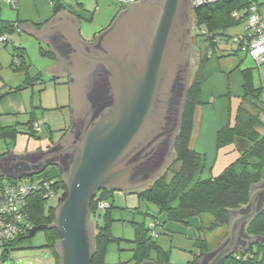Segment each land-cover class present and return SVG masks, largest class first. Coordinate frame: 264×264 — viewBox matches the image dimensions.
I'll return each mask as SVG.
<instances>
[{
    "label": "water",
    "instance_id": "95a60500",
    "mask_svg": "<svg viewBox=\"0 0 264 264\" xmlns=\"http://www.w3.org/2000/svg\"><path fill=\"white\" fill-rule=\"evenodd\" d=\"M191 0H136L90 42L61 11L41 29L17 24L46 44L69 78L72 125L45 151L0 158V175L33 177L57 167L67 197L55 211L58 264H92L96 251L90 204L100 190L133 192L171 164L190 89ZM264 209V180L246 207L230 212L228 237L197 264H223L263 239L246 230ZM225 235H223V238ZM141 264H156L152 260Z\"/></svg>",
    "mask_w": 264,
    "mask_h": 264
},
{
    "label": "trees",
    "instance_id": "16d2710c",
    "mask_svg": "<svg viewBox=\"0 0 264 264\" xmlns=\"http://www.w3.org/2000/svg\"><path fill=\"white\" fill-rule=\"evenodd\" d=\"M249 3L250 1L248 0H219L215 4L203 6L193 12L194 46L198 42L197 38H199L207 43L208 50L202 55L201 51L195 47V57L198 61L199 71L190 84L180 131L174 147V160L152 184L131 192L138 195L140 200L159 207L161 213H165L167 220L170 222L186 224L191 218L208 215L213 219L208 227L209 231L227 228L230 222V212L246 207L250 202L252 186L263 179L264 133H261L260 129L264 128L262 121L264 110L260 104H264V81L260 87H255L251 70L243 71L244 94L234 124H227L217 136L218 149L233 145L237 141H241L242 144L245 143L246 145L240 149L239 158L217 177L198 178L203 169L204 160L200 154L190 148L195 110L202 104V89L206 80L203 70L221 45L229 46L236 53H241L240 49L233 45L232 39L243 34L246 21L243 20L244 18H233V12L244 9ZM58 11L60 10L55 5L54 14L56 15ZM242 22L244 23L243 32L240 35L227 38V31L230 28L241 25ZM15 30H19L16 24L0 19V36ZM199 31L200 33H198ZM202 31L205 34H202ZM15 50L14 57L21 59L19 68L25 70L28 65L25 49L20 47L15 48ZM41 55L55 58L49 49L41 48ZM27 85L28 82H26L25 86ZM20 88L22 87L17 88L15 91ZM8 94L0 95V100L6 98ZM29 123L33 130L36 122L31 119ZM67 131L62 133L57 141H54L51 137V145L48 149L56 145ZM35 133L37 132L35 131ZM17 136L18 133L13 127L0 128L1 138L16 141ZM33 177L12 178L0 175V184L20 185L23 178ZM38 177L42 178L39 184L53 181L54 191L60 193L58 205L65 201L67 192L57 167H48ZM113 193V191L100 190L90 204L96 242V251L92 264H107L104 260L106 250L110 244L117 242L110 232V226L113 222L111 217ZM49 201L43 198L42 192H37L30 197L27 220L32 227L50 226L53 224L56 208L48 206ZM100 202H108L110 207L99 209ZM156 226L153 227L156 228ZM134 229L136 243L134 258L136 264L151 260L150 257L153 250L157 252V259L154 261L156 264H169V254L164 253L155 246L153 238L149 235L152 230L144 224H134ZM30 230L25 235L19 236L7 244L4 247L2 258L9 253L11 248L19 246L24 240L29 239ZM44 232L47 241L46 247L52 249L58 264L54 247L59 240V233L54 228ZM246 232L249 236L258 237L264 241V209L257 218L250 222ZM199 244L203 252L208 251L206 240L200 239ZM238 256H240V259L237 258ZM196 262L197 260H194L191 264ZM223 264H264V242L254 244L246 251L237 250Z\"/></svg>",
    "mask_w": 264,
    "mask_h": 264
},
{
    "label": "crops",
    "instance_id": "0c3cea01",
    "mask_svg": "<svg viewBox=\"0 0 264 264\" xmlns=\"http://www.w3.org/2000/svg\"><path fill=\"white\" fill-rule=\"evenodd\" d=\"M40 1L42 3L41 9L40 11H38V16L41 19H39V21H33L32 19L29 20L26 17H22L21 13H19V21L21 22L18 24L24 25L27 23L31 26H35L37 29H41L47 22L57 16L61 11L66 12L64 5L59 0ZM96 2L98 3L99 0H96ZM27 3L28 0H19V6L17 10H21L22 7H24ZM55 5L60 10L56 15L54 14ZM78 5L84 11L86 10V8H88L86 7V4L83 2V0H80ZM66 13L71 15L78 21L81 34L82 24H80L79 18L76 15H72L68 12ZM118 14L119 12L116 15H113L115 17H113V19L111 17V19L107 21L108 23H105L104 26L100 27L101 31H95L92 37L88 39H83L82 37L81 38L86 42L92 41L96 35L106 30L112 24ZM17 28L19 29V31L23 32L22 29L18 26ZM26 35L31 37V35L29 34ZM38 42L40 48V55L41 48L50 50V48L46 44L40 41ZM221 56L224 58L235 56L238 58L239 63H232L231 66L226 65V67L215 69L211 73L206 75V80L203 84L201 96L202 104L198 106L195 110V115L193 119V129L190 140V148L196 153L200 154L204 160L203 169L198 178L207 179L219 176L228 166L233 164L240 156V150L236 149L234 145L225 146L218 149L217 136L218 133L227 126V124L232 125L235 122L236 114L240 107L241 99L244 94L243 71H252L253 82L255 87H260V85H262L264 81V72H261V70H258V82L255 81V63L249 56L248 58L246 54L243 55L240 53H236L232 48H228L222 51ZM41 57L45 59L42 71H38L40 73L36 78H30L32 76L31 74L30 76H27L29 77L31 82L30 86L32 87L34 85H40V80L43 81L46 75H49L50 81L54 83L59 82L61 77H64L65 79H67V84L69 86V78L67 76V73L58 64L55 55V58L45 57L42 55ZM3 58L4 56H2L1 51L0 74H2V72H4V70L8 67V63L2 61ZM247 60L249 66H244ZM11 65L17 66L16 62L13 60ZM232 66L234 67L231 68ZM3 80L5 83L3 82ZM230 80H232V86L229 85ZM234 80L236 85L235 91H233ZM29 83L27 86H29ZM8 84L9 83H7L5 79H3V77L1 76L0 95L9 93L7 95V100L10 101L11 98H9V96H17V93H15V89L13 90V86ZM13 103L16 107H18L17 112H25L26 107L23 99L21 100V102H19V100H13ZM20 103L23 104L21 108ZM61 135L62 133L60 134V136ZM5 155L9 154L0 155V158ZM112 202L113 209L111 212V217L113 222L110 226V232L113 238L117 240V242L110 244L106 250L104 260L107 264H136L134 258L136 251L134 224H144L152 230L149 235L153 238L155 246L160 248L164 253L169 254V264H191L194 262V260H197L198 262L203 257V253L207 254L217 250L219 246L224 243L228 237L229 228L227 227L226 234H224L225 237L222 238V241L218 244V246L215 249L210 250L209 243L207 242L208 251L203 252L199 241L200 239L207 241L206 234L204 235L203 232L205 230V226H210L211 222L213 221L212 217L211 220L206 217L208 215L194 217L189 219L186 224L170 222L167 220L166 214L161 213L159 207L140 200L138 195L131 192H114L112 195ZM153 226H156V228H154ZM240 249H242L241 246L238 250ZM46 252L47 250L40 249L36 251H31L25 256L35 258L38 264H57L56 259L48 261L47 263L42 260L41 257L46 256ZM7 256L8 255H6L5 257ZM150 258L151 260L156 261L157 252L155 250L151 252ZM197 262L195 264H197Z\"/></svg>",
    "mask_w": 264,
    "mask_h": 264
},
{
    "label": "rangeland",
    "instance_id": "374dc122",
    "mask_svg": "<svg viewBox=\"0 0 264 264\" xmlns=\"http://www.w3.org/2000/svg\"><path fill=\"white\" fill-rule=\"evenodd\" d=\"M59 1L64 5L66 12L76 15L79 18L80 24H82L81 37L83 39L92 37L95 31H101L100 27L104 26L105 23H108L107 21L110 20L111 17L113 19V17H115L113 15H116L118 12L120 13L127 8H122L117 0H99L98 3L96 0H83L86 7H88L84 11L78 5L80 0ZM41 3L40 0H28V3L22 7L21 10H13L0 2V19L17 25L21 22L19 21V13H21L22 17H26L29 20L32 19L33 21H39L41 18L38 16V11L41 9ZM243 28L244 23L242 22L241 25L230 28L227 31L226 37L240 35L243 32ZM198 33H200V31ZM5 34L9 36V40L6 44L0 46V52L2 51V56H4L2 61L8 63V67L2 72V74H0V77L2 76L3 79L9 83L8 85H12L13 90H16L20 86L22 88L15 92L17 93V96H9V98H11L10 101L7 100V97L6 99L4 98L3 100H0V128L13 127L18 133L16 141L0 137V155L11 154V152L25 154L27 152H36L40 150L45 151L51 145V137L54 141H57L61 133H64L66 130H68L66 134L69 132L72 125L71 111L69 109L70 90L67 84V79L61 77L59 82L54 83L50 81L49 75H46L43 81L40 80V85H34L31 87L30 79L27 76H30L31 74L32 76L30 78H36L40 73L38 71H42L45 60L40 55L39 42L18 30ZM197 39L198 42L195 46L193 43V37L191 41L193 50L190 63V84L198 75L199 71L198 61L195 57V47L201 51L202 55L208 50L207 43L199 38ZM20 47L26 49L25 57L28 65L25 70L19 68L21 59L14 57V54L16 53L15 48ZM227 47L230 48L229 46ZM228 48H226L225 45H221L217 52L212 55L209 63L203 70L205 75H208L215 69L224 68L226 65L231 66L232 63H239L238 58L235 56H230L229 58L221 56L223 49L226 50ZM240 54L245 55L244 53ZM12 60L16 62L17 66L11 65ZM244 66H249L248 60L245 62ZM233 67L234 66L231 68ZM260 70L261 72H264V67ZM254 72L256 78L255 81L258 82V69L256 68ZM26 82H30L29 86H25ZM229 85L232 86V80H230ZM235 90L236 85L234 80L233 91ZM22 99L25 102L26 110L25 112H17L18 107L15 106L13 100H19V102H21ZM22 105L23 104L20 103V108ZM260 105L264 110V104L261 103ZM31 119H33L34 122L41 121L43 124L38 133H35L34 128L32 130L31 124L29 123ZM262 121L264 123V114L262 115ZM260 131L261 133H264V128H261ZM63 138H61V140ZM233 145L236 149L240 150L246 144L237 141ZM171 161H173V156ZM41 179L42 178L37 175L33 178H23L21 183H39ZM262 180H264V174ZM48 206L57 208L59 206L58 199H51L48 202ZM206 217L211 220L210 216ZM207 228L208 225L205 226L203 233L204 235L206 234L210 250H213L222 241V236L226 234L227 229L219 228L215 231H209ZM46 242L45 232L40 231L37 232L34 237L24 240L19 246L11 248L7 257L2 258L4 248H0V264H38L35 258H30L25 255L31 251L40 249L47 250V255L41 257L45 263L54 260L55 257L52 253V249L46 247Z\"/></svg>",
    "mask_w": 264,
    "mask_h": 264
},
{
    "label": "built area",
    "instance_id": "2783aa9c",
    "mask_svg": "<svg viewBox=\"0 0 264 264\" xmlns=\"http://www.w3.org/2000/svg\"><path fill=\"white\" fill-rule=\"evenodd\" d=\"M7 7L17 10L19 0H0ZM219 0H191L193 12L203 6L217 3ZM121 7H127L136 0H117ZM245 15V16H244ZM233 18L246 21L244 32L234 37L233 45L241 53L249 56L258 70L264 67V0H252L247 7L233 12ZM19 31V30H18ZM202 34H205L202 31ZM9 36H0V45L7 43ZM263 84V83H262ZM43 124L36 122L34 129L38 133ZM53 181L43 184L22 183L20 185L0 184V248H4L14 239L25 235L32 229L27 220L29 214L28 201L32 195L42 192L45 200L59 199L60 193L54 191ZM108 202H100L99 209L109 208ZM27 221V222H26ZM240 259V256L237 257Z\"/></svg>",
    "mask_w": 264,
    "mask_h": 264
},
{
    "label": "flooded vegetation",
    "instance_id": "af4514ba",
    "mask_svg": "<svg viewBox=\"0 0 264 264\" xmlns=\"http://www.w3.org/2000/svg\"><path fill=\"white\" fill-rule=\"evenodd\" d=\"M191 4H192V2H191ZM189 19H190V24H191V36L193 37V11H192ZM191 41H192V38H191Z\"/></svg>",
    "mask_w": 264,
    "mask_h": 264
},
{
    "label": "clouds",
    "instance_id": "9594fccd",
    "mask_svg": "<svg viewBox=\"0 0 264 264\" xmlns=\"http://www.w3.org/2000/svg\"><path fill=\"white\" fill-rule=\"evenodd\" d=\"M125 10V9H124Z\"/></svg>",
    "mask_w": 264,
    "mask_h": 264
}]
</instances>
